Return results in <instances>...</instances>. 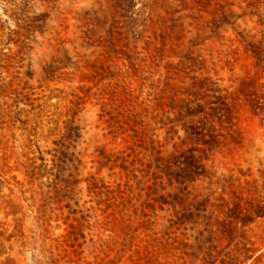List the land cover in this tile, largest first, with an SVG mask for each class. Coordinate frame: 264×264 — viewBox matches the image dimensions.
Returning a JSON list of instances; mask_svg holds the SVG:
<instances>
[{"label": "rangeland", "instance_id": "obj_1", "mask_svg": "<svg viewBox=\"0 0 264 264\" xmlns=\"http://www.w3.org/2000/svg\"><path fill=\"white\" fill-rule=\"evenodd\" d=\"M0 264H264V0H0Z\"/></svg>", "mask_w": 264, "mask_h": 264}]
</instances>
